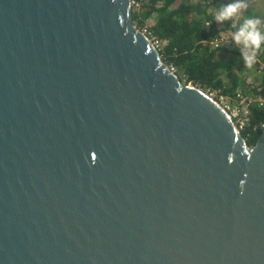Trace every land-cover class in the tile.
<instances>
[{
	"label": "water",
	"instance_id": "1",
	"mask_svg": "<svg viewBox=\"0 0 264 264\" xmlns=\"http://www.w3.org/2000/svg\"><path fill=\"white\" fill-rule=\"evenodd\" d=\"M131 14L0 0V264H264V128L248 146Z\"/></svg>",
	"mask_w": 264,
	"mask_h": 264
},
{
	"label": "trees",
	"instance_id": "2",
	"mask_svg": "<svg viewBox=\"0 0 264 264\" xmlns=\"http://www.w3.org/2000/svg\"><path fill=\"white\" fill-rule=\"evenodd\" d=\"M135 1L138 5L132 7L133 24L150 31L162 42V59L175 68L181 80L203 89H219L231 99L237 91L247 99L264 97V47L261 45L258 51V61L248 68L241 50L229 42L231 33L238 30L244 18L264 19V0H247L243 16L222 23L213 20L209 9H219L229 0ZM221 38L223 41L214 47V39ZM249 77L253 83L248 81ZM247 117L241 135L248 146H253L264 128V107L250 105Z\"/></svg>",
	"mask_w": 264,
	"mask_h": 264
},
{
	"label": "clouds",
	"instance_id": "3",
	"mask_svg": "<svg viewBox=\"0 0 264 264\" xmlns=\"http://www.w3.org/2000/svg\"><path fill=\"white\" fill-rule=\"evenodd\" d=\"M247 8V0H232V2L223 5L219 9L210 8L209 14L215 22L222 23L231 20L234 16H243ZM230 40L242 46L241 55L245 65L252 68L256 62L257 52L264 43V19L258 16L244 18L243 23L239 24L238 30L231 33Z\"/></svg>",
	"mask_w": 264,
	"mask_h": 264
},
{
	"label": "built area",
	"instance_id": "4",
	"mask_svg": "<svg viewBox=\"0 0 264 264\" xmlns=\"http://www.w3.org/2000/svg\"><path fill=\"white\" fill-rule=\"evenodd\" d=\"M131 6H137L138 2L135 0H130ZM137 28V27H136ZM143 34H145L151 44V46L159 53L160 57L161 55V49L163 48L162 42L155 37L150 31L146 29H139ZM228 41V39H226ZM223 41V39H214L212 42V45L214 47H218L219 43ZM231 42V40H229ZM233 42V41H232ZM234 43V42H233ZM235 44V43H234ZM240 50L241 45L235 44ZM262 46L264 47V43H262ZM259 52H257L256 61H258ZM168 68L171 72L175 73V68L168 65ZM250 83H253V78L250 77L248 79ZM184 84H190L192 86H195L196 88L203 91V93L208 96L210 99L214 100L230 117V119L234 122L235 126L237 127L238 131L241 133V129L244 128L246 125V122L248 121V114H249V108L250 105L257 104L258 106L264 107V97L258 98V99H247L243 96H241L240 92L237 91L235 94V97L231 99L229 96L223 94L219 89H203L192 82H184Z\"/></svg>",
	"mask_w": 264,
	"mask_h": 264
},
{
	"label": "rangeland",
	"instance_id": "5",
	"mask_svg": "<svg viewBox=\"0 0 264 264\" xmlns=\"http://www.w3.org/2000/svg\"><path fill=\"white\" fill-rule=\"evenodd\" d=\"M229 1L232 2V0H229ZM230 2H229V3H230ZM224 5H226V4H224ZM259 5H260V4H259ZM249 79H250V77H249Z\"/></svg>",
	"mask_w": 264,
	"mask_h": 264
}]
</instances>
